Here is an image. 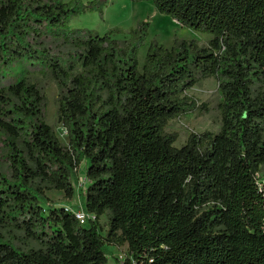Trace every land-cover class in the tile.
Masks as SVG:
<instances>
[{
  "label": "trees",
  "instance_id": "1",
  "mask_svg": "<svg viewBox=\"0 0 264 264\" xmlns=\"http://www.w3.org/2000/svg\"><path fill=\"white\" fill-rule=\"evenodd\" d=\"M146 1L211 34L208 45L152 41L140 66L148 21L120 40L118 29L70 28L99 0H0V231L40 245L0 233V264H108L107 246L126 243L131 257L116 264H264V0ZM17 62L55 73L67 145L45 120L41 88L12 71ZM210 77L221 127L177 147L166 127L207 109L187 91ZM83 161L87 225L42 205L47 191L73 198Z\"/></svg>",
  "mask_w": 264,
  "mask_h": 264
},
{
  "label": "rangeland",
  "instance_id": "2",
  "mask_svg": "<svg viewBox=\"0 0 264 264\" xmlns=\"http://www.w3.org/2000/svg\"><path fill=\"white\" fill-rule=\"evenodd\" d=\"M82 1L87 3L92 0ZM98 7L99 10L87 11L74 16L70 21V28L73 30L89 29L101 35L112 29H118L119 32H115L113 37L123 40L128 38L131 28L136 27L142 21H148V37L138 54L140 66L144 62L147 49L152 41H157L170 48L176 38L195 39L201 46H207L212 38L211 34L184 27L169 15L160 13L151 1L99 0ZM11 69L20 72V76L41 88L45 95L43 111L45 120L55 129L61 142L67 145V130L58 120L61 85L56 79L55 73L49 68L32 69L25 62H17ZM81 70L80 65H78L76 72ZM187 94L193 97L197 105H206L207 109L199 108L194 112L169 121L166 131L177 133L178 138L174 143L177 147L185 144L191 133H201L207 130L217 132L221 127V113L218 104L222 100V93L215 77L201 80L189 89ZM86 166V162L83 161L79 167L78 179L73 184L74 195L72 199H68L63 191H47L46 195L50 201L43 202V207L45 209L53 206L56 208L65 207L70 210H84L80 191L84 192L87 187ZM259 177L263 181V171L259 173ZM90 219L92 218L90 217ZM97 224L99 232L105 235L108 227L107 216H102ZM0 233L5 240H11L23 248L40 246L32 241L24 242L25 238L19 233L14 234L12 231H0ZM107 248L110 251L108 264H116L117 261H124L126 258L131 257L127 243L118 247L107 246Z\"/></svg>",
  "mask_w": 264,
  "mask_h": 264
},
{
  "label": "built area",
  "instance_id": "3",
  "mask_svg": "<svg viewBox=\"0 0 264 264\" xmlns=\"http://www.w3.org/2000/svg\"><path fill=\"white\" fill-rule=\"evenodd\" d=\"M259 185L260 189L264 190V178L263 181L259 178ZM70 210V209H69ZM75 217L79 220V222L83 225H87L89 218L95 219V216L93 214L87 213L85 210L79 209V210H71Z\"/></svg>",
  "mask_w": 264,
  "mask_h": 264
}]
</instances>
